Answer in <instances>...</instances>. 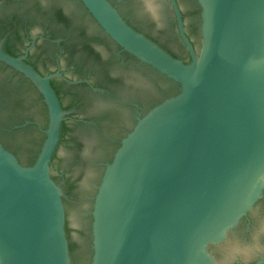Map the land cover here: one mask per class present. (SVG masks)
Returning <instances> with one entry per match:
<instances>
[{"label":"water","instance_id":"water-1","mask_svg":"<svg viewBox=\"0 0 264 264\" xmlns=\"http://www.w3.org/2000/svg\"><path fill=\"white\" fill-rule=\"evenodd\" d=\"M54 1L108 46L102 30L178 83L179 92L136 120L104 169L132 122L126 100L96 99L83 110H118L101 130L67 122L54 161L66 173L62 198L51 168L70 113L51 85L61 73L42 75L24 62L26 54H8L0 43V61L35 84L48 114L32 165L0 144V264H71L69 242L75 264H264V0H197L200 16L180 0L197 50L170 0L188 62L134 29L109 0ZM132 3L140 26L187 57L167 0ZM115 72L131 83L124 94L144 103L167 87L137 64ZM23 86L18 114L43 120L36 93ZM74 100L63 92L64 104Z\"/></svg>","mask_w":264,"mask_h":264},{"label":"flooded vegetation","instance_id":"flooded-vegetation-1","mask_svg":"<svg viewBox=\"0 0 264 264\" xmlns=\"http://www.w3.org/2000/svg\"><path fill=\"white\" fill-rule=\"evenodd\" d=\"M109 1L134 29L154 40L173 56L183 61L188 60V58L182 57L166 46L154 33L137 23L141 21V18L138 17L132 0ZM176 1L182 13L186 34L197 50L196 44L186 30L185 14L181 8L180 0ZM189 1L192 8L200 16V6L197 0ZM167 7L173 13V20L177 30L175 13L170 0H167ZM148 24L160 31L156 23L149 21ZM102 34L105 38H109L113 42L114 45L112 47L108 46L104 42L105 39L101 38L100 35H95L90 32L80 18L66 13L54 0H0V43L3 50L13 56L26 54L23 59L24 62L32 66L42 75H49L56 72L61 73V76L51 78V85L58 96L61 107L64 110H69L70 113L62 121L65 122L66 128L63 131V136L60 135L59 137L58 145L54 152L55 156L51 160V168L56 171V174H53L52 177L63 189L62 198L67 192L66 182L61 181L65 179L66 173L57 168L54 165V161L58 156V149L63 141L65 131L68 128L67 122L77 123L89 129L101 130L104 122L117 119L120 116L118 110L106 107L103 108V112L91 116L84 114L83 110L88 105L94 104L96 99L126 100V106L132 112V122L115 141L112 153L102 163L104 169L105 164L110 162L122 137L132 129L140 116L159 102L158 100L161 98L162 92H166L168 88V84L166 88L159 87V96L153 100H149L147 103L142 102L140 96L124 94V90L130 87L131 83L127 81L124 74L116 73V68L122 69L123 72V70L126 71L132 65L137 64L139 68L149 70L144 66L142 61L130 57V54L114 42L103 30ZM177 36L185 48L178 34V30ZM103 45L108 49L106 52L102 48L104 47ZM151 73L158 78L154 72ZM160 81L165 82L161 79ZM24 83H28L30 89L36 93L37 98L35 101L43 105V99L39 97L38 94L40 92L35 84L21 72L0 61V117L7 119V122H13L5 131L10 132V130H15V132L10 134L14 136L13 140L16 147L20 149L19 151L23 156L33 149V146L39 142L43 133V120L18 114L17 111L19 108L11 107L15 98L22 96ZM63 92L74 96L75 100L72 103L64 104L62 101ZM21 132L24 133L21 134ZM29 133L39 134L40 138L38 140L29 139ZM1 139L0 137V144L4 146ZM9 150L16 155L20 163L28 165L27 163H23L12 149ZM65 228L68 229L66 233L68 232L67 237L69 242L70 229L66 221Z\"/></svg>","mask_w":264,"mask_h":264},{"label":"trees","instance_id":"trees-1","mask_svg":"<svg viewBox=\"0 0 264 264\" xmlns=\"http://www.w3.org/2000/svg\"><path fill=\"white\" fill-rule=\"evenodd\" d=\"M185 49V48H184ZM186 51V49H185ZM187 52V51H186ZM128 54H130L128 52ZM130 57H133L135 58L136 60H139L138 58L134 57L132 54H130ZM188 60L185 61V62H188L190 60V56H189V53L187 52V57ZM140 61V60H139ZM144 63V62H143ZM144 66L151 72H154L158 78H160L161 80L165 81L167 84H168V88H167V91L166 92H162L161 94V98L158 100L159 102H161L164 98H167L169 96H172V95H175L179 92V85L178 83L174 82L173 80H171L170 78H168L167 76H165L164 74H162L161 72H159L157 69L151 67L150 65L144 63ZM21 95V94H20ZM40 98H42L41 94L39 93L38 94ZM158 102V103H159ZM21 104H22V99H21V96H17L14 100V102H12L11 104V107L12 108H20L21 107ZM43 104V111H44V118H43V122H42V127L43 129H45L47 127V122H48V114H47V108H46V105L45 103H42ZM156 105V104H155ZM10 107V106H9ZM153 107V106H152ZM148 111V110H147ZM22 121V120H21ZM100 121V120H98ZM13 122H7V119L5 118H1L0 117V137L2 138L1 140L3 141L4 143V146L7 148V149H12L20 158V160L23 162V163H27L28 165H32L35 160H36V157L40 151V148H41V144L45 138V134L42 133V137L41 139L39 140V142L37 144H35L33 146V149L30 150V152H27V154H25L24 156L21 155L20 153V149H18L16 147V144L14 142V136H11L10 133H13L15 132V130H10V132H7L5 130H7L11 125H12ZM18 123V122H17ZM20 123V122H19ZM136 123V122H135ZM66 126H65V122H62L61 124V133L60 135L63 136V131L65 130ZM23 131V130H21ZM24 132H21V134H23ZM128 133V132H127ZM120 145V142L119 144ZM55 156V153L53 154L52 158H54ZM112 159V158H111ZM111 161V160H110ZM66 190H68V188L66 187ZM68 229L66 228V231ZM69 249H70V256H71V264H75L76 263V256L74 255L73 253V248H72V245L70 244L69 245Z\"/></svg>","mask_w":264,"mask_h":264}]
</instances>
